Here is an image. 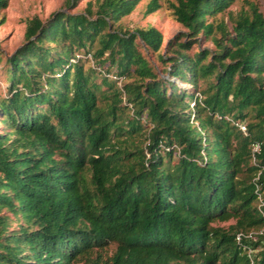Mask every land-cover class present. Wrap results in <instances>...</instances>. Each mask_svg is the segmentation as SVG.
I'll return each instance as SVG.
<instances>
[{
	"label": "trees",
	"instance_id": "1",
	"mask_svg": "<svg viewBox=\"0 0 264 264\" xmlns=\"http://www.w3.org/2000/svg\"><path fill=\"white\" fill-rule=\"evenodd\" d=\"M140 1L32 15L0 51V264H264V12L169 0L161 52L120 24Z\"/></svg>",
	"mask_w": 264,
	"mask_h": 264
},
{
	"label": "rangeland",
	"instance_id": "2",
	"mask_svg": "<svg viewBox=\"0 0 264 264\" xmlns=\"http://www.w3.org/2000/svg\"><path fill=\"white\" fill-rule=\"evenodd\" d=\"M148 0H141L135 7V9L127 16L123 17L120 21L121 26L124 29L131 30L133 27H144L152 25L158 29L162 34V45L161 52L164 51V44L168 39L178 34L185 29L177 22L174 21L170 15V11L167 9V1L169 0H158L160 8L151 14L144 15L145 4ZM246 1L254 2L261 12H264V0H237L231 5L227 11L222 14H218L216 18H222L227 21V12L234 13L240 7H246ZM87 0H78L76 5L73 7H65L63 0H7V6L0 10V18L3 17L4 21L0 24V51L2 55L10 54L20 43L23 41V30L25 20L32 15L38 16L40 19H45L51 12L62 9L68 10L69 12L82 11L85 7ZM198 48L211 47L209 41H204L199 38L195 44ZM88 57V56H87ZM90 58V57H88ZM147 58L156 66L158 69L161 64L157 60L155 54L148 53ZM3 59L0 61V89L5 86L4 73H3ZM247 120L242 123L246 124ZM234 222L233 219L225 221H214L212 225L226 228L228 225ZM251 233H259V230H251ZM240 235L238 234V237ZM113 246H108L102 251V254H110ZM252 252H255L252 251Z\"/></svg>",
	"mask_w": 264,
	"mask_h": 264
},
{
	"label": "built area",
	"instance_id": "3",
	"mask_svg": "<svg viewBox=\"0 0 264 264\" xmlns=\"http://www.w3.org/2000/svg\"><path fill=\"white\" fill-rule=\"evenodd\" d=\"M88 57H90L89 55H87ZM235 126H237L239 128V130L241 132H245V126L244 124L240 123V122H234ZM259 152V144L258 142H254L253 144H251V148H250V161L252 164L255 163V155ZM255 192L258 194V186L256 185L255 187ZM258 199V207L262 204L259 196L257 197ZM236 238L238 239V234L236 235Z\"/></svg>",
	"mask_w": 264,
	"mask_h": 264
}]
</instances>
